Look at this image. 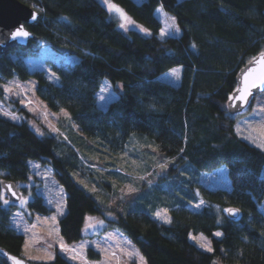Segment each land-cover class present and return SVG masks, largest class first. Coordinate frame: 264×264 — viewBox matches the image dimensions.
Listing matches in <instances>:
<instances>
[{"label":"trees","instance_id":"trees-1","mask_svg":"<svg viewBox=\"0 0 264 264\" xmlns=\"http://www.w3.org/2000/svg\"><path fill=\"white\" fill-rule=\"evenodd\" d=\"M21 1L39 13L25 24L36 38L0 51V98L5 81L33 78L36 94L51 110H67L77 130L39 134L22 115L0 114V191L5 198L1 181L17 185L27 180L29 163L37 160L51 167L65 191L58 227L67 242L83 237L86 214L105 216L111 210L114 215L106 214L103 230L124 233L147 264H264V213L258 208L264 198V147L235 132L243 111L231 114L226 108L239 68L264 50V0H111L146 32L121 28L101 0ZM158 6L174 16L178 34L162 31ZM42 46L76 56L64 65L52 62L58 81L26 65L24 56L37 54ZM174 66L181 67L175 85L160 78ZM103 78L118 91L105 109L96 102ZM133 132L137 144L155 146L131 153L143 160L137 165L140 177L148 174V179L158 163L165 168L154 177L152 189L144 178L134 191L126 190V197L122 189L118 192L130 175L123 166L133 168L121 154ZM100 152L106 158L104 170L94 167L91 157ZM221 165L230 188L199 182L200 174ZM19 187L25 192L27 185ZM30 189L29 209L48 214L43 196L34 185ZM158 190L164 192L161 198ZM199 199L204 201L200 208L189 207ZM8 200L6 206L0 201V247L22 256L24 235L12 225L19 205ZM147 205L168 207L169 221L158 219ZM230 207L239 209L235 217L224 211ZM216 230L222 235L217 237ZM190 231L206 234L213 251L199 248L189 239ZM84 252L91 260L99 257L91 245ZM25 259L26 264H76L59 250L51 259ZM0 264L12 263L0 253Z\"/></svg>","mask_w":264,"mask_h":264},{"label":"rangeland","instance_id":"rangeland-1","mask_svg":"<svg viewBox=\"0 0 264 264\" xmlns=\"http://www.w3.org/2000/svg\"><path fill=\"white\" fill-rule=\"evenodd\" d=\"M101 2L104 3L110 16L116 20L119 26L124 24L123 29L135 28L142 30L143 28L144 31H148L143 24L135 20L132 21L127 15L128 20H123L119 12L110 9L109 5H116L125 14L123 8L115 2L111 0H108V3H105V0H101ZM155 15L161 23L162 31L168 34H178L179 30L175 19L173 20L174 16L172 14L158 6L155 9ZM48 49L42 46L37 54L25 55L24 60L28 69H42L50 80L58 81V75L52 69V62L64 65L73 62L76 56L63 55L50 47H48ZM180 72L181 67L174 66L164 72L160 78L175 85L178 84L180 80ZM114 85L115 84L107 78L101 80L96 90V102L99 108L105 109L108 103L117 96L118 91L113 88ZM101 88L106 89V91L101 92ZM2 90L0 114L8 113L7 117L12 118L15 116L16 119H19L22 115L25 117L28 124L39 134L45 129L51 132L60 131L62 133H65V128L77 130L76 125L70 122L67 110H51L36 94L33 78H29L26 81L11 78L2 84ZM102 96L104 97L103 100L101 99ZM242 111V114L237 116L235 130L241 138L260 147L264 142V91L255 95L253 101L246 105ZM65 113H67V116H65ZM53 128H55L56 131H53ZM135 135L136 134L133 132L128 141V150L124 154H121L123 156L122 160L125 163H131L133 168L127 169L123 166L124 173L130 172V175L126 174L129 178L120 184L118 192L121 193L123 191L126 197L129 195L127 191L130 188L134 189V186L138 187L140 181L144 178L147 179L148 176V174H144L140 177L142 173H140L138 167L141 166L143 160L138 161L139 157L136 155L139 154V152H146L147 149H145V147L149 150H154L152 148L154 146L152 142H140L137 144L138 141L136 142V139L133 137ZM132 152L136 155L131 154ZM91 157L95 159L93 161L94 167L102 170L105 169L103 161H105L106 158H104L105 154L103 152L99 154L96 153V155L93 154ZM159 164L160 163H158V165ZM164 164L163 162L159 166L157 165L156 171L149 175L147 180L150 181L148 187L151 189L154 186V183L152 184V182H154V177L161 173V165ZM143 165L141 169H143ZM29 166L30 174L28 179L19 180L17 183V187L21 191L20 199L23 198L27 201L31 197L30 186L34 185L36 191L43 196L44 202L51 208V211L48 214H41L35 211L32 212L27 202L21 204L20 199L17 201L19 208H17L13 214L12 225L17 231L24 235L21 250L22 256L28 259H50L49 257H53L55 251L59 250L77 264H147L137 246L132 243L124 233L114 228L103 230L105 224L104 217L106 214L112 213L110 217L114 215L111 210L106 211L105 216L96 213L86 214L82 223V231L87 236H83L84 238L82 237L75 242H67L59 233L58 227V218L65 211V191L53 176L52 169L48 164L33 160L30 161ZM123 169H121V171ZM72 175L81 185L83 184L84 180L80 179V181L79 178L75 176L76 174L74 172ZM195 179L197 178L194 177V180ZM199 182L207 188H230V181L225 165H221L212 171L200 174ZM21 185H27L25 192H22L19 187ZM156 193L160 194L158 197L161 198L164 192L158 190ZM7 198L10 199L9 197ZM140 198L141 199L138 198L139 200H137V202L141 203L143 200L142 197ZM166 202L168 203L169 201ZM203 203L204 201L199 199L197 202L190 203L189 207L196 210L200 208ZM146 208L158 219L165 222L169 221L170 215L168 207L158 205L152 207L151 205H147ZM258 208L264 213V198L258 205ZM156 213H160V215L157 216ZM53 217L55 219H53ZM216 232H220V230H216L214 234ZM189 239L203 250L207 251V248L202 247V245L211 247L209 237L203 232L190 231ZM88 245H91L99 252L98 258L91 260L86 257L84 250ZM72 257H75V259H72ZM140 257H143V261L140 260ZM215 264H221V262L217 261Z\"/></svg>","mask_w":264,"mask_h":264},{"label":"water","instance_id":"water-1","mask_svg":"<svg viewBox=\"0 0 264 264\" xmlns=\"http://www.w3.org/2000/svg\"><path fill=\"white\" fill-rule=\"evenodd\" d=\"M35 13L38 18V11L30 4H27L21 0H0V51H4L8 47L13 46H24L30 39H35L36 35L28 29L25 24H30L35 20H32V14ZM23 25L24 29L29 32V36L26 38L17 37L13 39L10 35L18 26ZM261 53H264V50L257 53L256 55L249 58L243 65L239 68L236 74V86L231 91L230 96L239 95L240 92L238 89H243L245 87L244 77H247L248 85H251L255 82L256 87H249L250 95L247 97V102L240 100L235 101L234 107H229V104H232L233 101H230L229 98L226 101V108L228 113H237L241 111L251 97L257 95L258 93L264 91V85L260 84V80L264 79V59L261 57ZM11 186V190L7 186ZM1 186L5 190L7 196L14 202H17L21 197V191L17 187L16 183L11 180H2ZM12 192H15L17 195L13 196ZM237 209L235 207H230ZM230 215L229 213H227ZM0 253L6 256L12 264H15L11 258L15 257L16 260L21 261L22 264H26V259L17 254L10 253L0 247Z\"/></svg>","mask_w":264,"mask_h":264},{"label":"snow or ice","instance_id":"snow-or-ice-1","mask_svg":"<svg viewBox=\"0 0 264 264\" xmlns=\"http://www.w3.org/2000/svg\"><path fill=\"white\" fill-rule=\"evenodd\" d=\"M105 3H108V0H105ZM109 7H110V9H112V10H114L116 12H119L121 14V18L123 20H128L126 14H124L123 11L121 9H119L116 5H109ZM31 18H32V20H35L37 18L36 17V14L33 13ZM174 19L175 18H173V20ZM120 26L123 28L124 27V24H121ZM145 31H147V30H145ZM10 35H11V37L13 39H15L17 37L26 38L30 34H29V32H27L24 29L23 25H20L13 32H11ZM261 57H262V59H264V53H261ZM244 81H245V87L243 89H238V91L240 92V94L239 95H235V96H229V100L230 101H233L232 104H229V107H234L236 100H240V101H243V102L246 103L247 102L248 95L251 94L250 91H248L249 87H256L255 82H253L251 85H248V83H247V77L246 76L244 77ZM260 84L261 85H264V79H261L260 80ZM104 91H106V89L101 88V92H104ZM101 99L103 100L104 97L102 96ZM3 114L6 115V116L8 115V113H3ZM65 116H67V113H65ZM12 119H16V117L13 116ZM50 127H51V125H50ZM53 131H56V129L53 128ZM260 147H264V145H260ZM181 151H183V149H181ZM161 167L163 168L165 166L164 165H161ZM7 187L9 188V190H11V186L10 185L7 186ZM129 190L130 191H134V189H131V188ZM12 195L13 196H16L17 194L15 192H12ZM0 201H2L3 205H5V206L9 204V200L7 198H5V194L2 191H0ZM20 202H21V204H24L27 201H25L23 198H21L20 199ZM224 211H226L227 213H229L230 216H232V217H235L239 213V209H233V208H228V209H225ZM156 215L159 216L160 213H156ZM53 219H55V218L53 217ZM215 235L217 237H219V236L222 235V233L216 232ZM202 247H206L208 252H212L213 251V249L211 247L207 246V245H202ZM49 258L51 259L52 257H49ZM11 259L13 261H15V264H22V262L16 260L15 257H12ZM72 259H75V257H72ZM140 260L143 261V257H140Z\"/></svg>","mask_w":264,"mask_h":264},{"label":"crops","instance_id":"crops-1","mask_svg":"<svg viewBox=\"0 0 264 264\" xmlns=\"http://www.w3.org/2000/svg\"><path fill=\"white\" fill-rule=\"evenodd\" d=\"M235 125H236V124H235ZM235 125H234V128H235ZM235 132H236V130H235ZM236 133H237V132H236ZM12 221H13V218H12ZM83 234H84L85 236H87L84 232H83ZM84 235H83V236H84ZM85 236H84V237H85ZM84 237H83V238H84ZM86 247H87V246H86ZM76 264H77V263H76Z\"/></svg>","mask_w":264,"mask_h":264}]
</instances>
